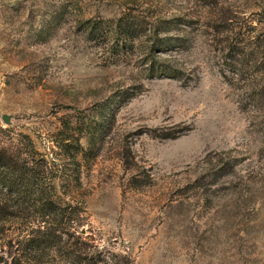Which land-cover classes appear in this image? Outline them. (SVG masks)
Segmentation results:
<instances>
[{
  "label": "rangeland",
  "instance_id": "rangeland-1",
  "mask_svg": "<svg viewBox=\"0 0 264 264\" xmlns=\"http://www.w3.org/2000/svg\"><path fill=\"white\" fill-rule=\"evenodd\" d=\"M122 12L185 20L167 35L186 49L155 55L180 79L146 74L148 32L118 62L83 35ZM260 40L264 0H0V128L49 152L51 134L83 122L79 185L57 191L81 205L79 235L99 250L131 264H264ZM23 229L0 224V264L22 254Z\"/></svg>",
  "mask_w": 264,
  "mask_h": 264
},
{
  "label": "trees",
  "instance_id": "trees-1",
  "mask_svg": "<svg viewBox=\"0 0 264 264\" xmlns=\"http://www.w3.org/2000/svg\"><path fill=\"white\" fill-rule=\"evenodd\" d=\"M181 23L186 22L157 20L148 24L147 18L122 12L116 18L85 21L82 33L91 41L104 38L101 45L107 42L104 50L110 60L118 62L126 58L131 47H140V30L148 32L149 61L144 71L150 78L175 80L182 73L155 55L186 49L183 35H167L170 31L179 32ZM259 42L264 58V40ZM81 124L84 125L76 120L66 126L65 132L51 134L49 152H41L27 135L0 128V224L19 221L25 234L21 252L25 256L19 254L3 264H37L39 256L48 254L63 264H131L127 257L99 250L98 245L80 236L81 205L63 201L57 191L59 185H79L80 162L85 155L80 143L85 130ZM60 153L72 166L70 174L60 164Z\"/></svg>",
  "mask_w": 264,
  "mask_h": 264
},
{
  "label": "water",
  "instance_id": "water-1",
  "mask_svg": "<svg viewBox=\"0 0 264 264\" xmlns=\"http://www.w3.org/2000/svg\"><path fill=\"white\" fill-rule=\"evenodd\" d=\"M3 124L5 126H9L10 125V117L8 115H3L1 118Z\"/></svg>",
  "mask_w": 264,
  "mask_h": 264
}]
</instances>
